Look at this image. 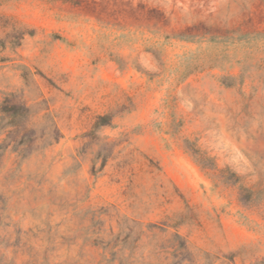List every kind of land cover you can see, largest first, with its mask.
I'll return each mask as SVG.
<instances>
[{
    "label": "rangeland",
    "instance_id": "1",
    "mask_svg": "<svg viewBox=\"0 0 264 264\" xmlns=\"http://www.w3.org/2000/svg\"><path fill=\"white\" fill-rule=\"evenodd\" d=\"M0 264H264V0H0Z\"/></svg>",
    "mask_w": 264,
    "mask_h": 264
},
{
    "label": "trees",
    "instance_id": "2",
    "mask_svg": "<svg viewBox=\"0 0 264 264\" xmlns=\"http://www.w3.org/2000/svg\"><path fill=\"white\" fill-rule=\"evenodd\" d=\"M2 111H5V109H3Z\"/></svg>",
    "mask_w": 264,
    "mask_h": 264
}]
</instances>
